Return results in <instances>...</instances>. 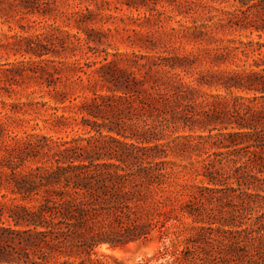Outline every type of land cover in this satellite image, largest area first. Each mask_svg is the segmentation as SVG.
Here are the masks:
<instances>
[{"label":"rangeland","instance_id":"obj_1","mask_svg":"<svg viewBox=\"0 0 264 264\" xmlns=\"http://www.w3.org/2000/svg\"><path fill=\"white\" fill-rule=\"evenodd\" d=\"M238 5V0H0V264H25L26 252L38 259L8 230L24 229L9 211L26 202L13 191L8 157L31 135L58 140L90 135L79 106L96 94H122L111 74L145 80L139 94L145 107L125 110L134 118L126 132L147 127L144 119L162 132L166 208H174L178 217L145 240L116 247L103 243L95 253L69 259L72 264H179L175 254L192 233L181 206L192 186L201 183L204 159L219 149L208 134L233 130V96L253 94L227 90L222 82L233 71L260 69L254 60L264 56V46L259 53L256 44L264 43V31L244 25L260 21L256 8L240 13L234 23ZM166 89L177 91L180 101L161 96ZM124 113L110 111L105 122L120 123ZM36 164L27 158L18 169ZM64 259L48 256L47 264Z\"/></svg>","mask_w":264,"mask_h":264},{"label":"trees","instance_id":"obj_2","mask_svg":"<svg viewBox=\"0 0 264 264\" xmlns=\"http://www.w3.org/2000/svg\"><path fill=\"white\" fill-rule=\"evenodd\" d=\"M238 1L231 21L236 23L240 13L256 8L260 21L244 25L264 31V0ZM256 44L259 50L264 46ZM254 65L260 69L233 71L222 82L227 90L253 94L233 96L229 122L233 130L208 134L219 149L204 159L201 183L192 186L181 206L191 218L192 233L175 254L179 264H264V56ZM111 77L122 94H96L79 106L90 135L69 140L31 135L7 159L13 191L26 201L9 211L14 224L24 229L8 230L38 255L31 260L26 252L21 258L25 264H47L48 256H64L59 264H72L73 254L90 255L103 243L116 247L145 240L155 228L164 232L166 223L178 217L174 208H166L163 184L168 160L166 144L160 142L162 132L156 124L149 127L146 119L147 127L126 132L134 118L125 110L145 107L139 95L145 80ZM166 91L161 96L180 101L177 91ZM133 95L138 100L129 101ZM178 107L173 110L178 112ZM110 111L124 113L120 123L105 122ZM100 139L114 145L103 146ZM27 158L36 166L18 169Z\"/></svg>","mask_w":264,"mask_h":264}]
</instances>
